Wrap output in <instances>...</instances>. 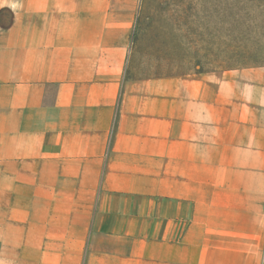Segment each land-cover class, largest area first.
Segmentation results:
<instances>
[{
  "label": "crops",
  "instance_id": "1",
  "mask_svg": "<svg viewBox=\"0 0 264 264\" xmlns=\"http://www.w3.org/2000/svg\"><path fill=\"white\" fill-rule=\"evenodd\" d=\"M135 0H0V264H261L264 65L126 74Z\"/></svg>",
  "mask_w": 264,
  "mask_h": 264
},
{
  "label": "rangeland",
  "instance_id": "2",
  "mask_svg": "<svg viewBox=\"0 0 264 264\" xmlns=\"http://www.w3.org/2000/svg\"><path fill=\"white\" fill-rule=\"evenodd\" d=\"M135 4L127 75L264 65V0H135Z\"/></svg>",
  "mask_w": 264,
  "mask_h": 264
},
{
  "label": "built area",
  "instance_id": "3",
  "mask_svg": "<svg viewBox=\"0 0 264 264\" xmlns=\"http://www.w3.org/2000/svg\"><path fill=\"white\" fill-rule=\"evenodd\" d=\"M261 264H264V259L262 260Z\"/></svg>",
  "mask_w": 264,
  "mask_h": 264
}]
</instances>
